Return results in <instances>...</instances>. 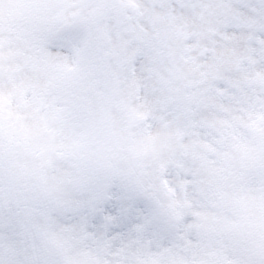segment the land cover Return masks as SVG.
I'll list each match as a JSON object with an SVG mask.
<instances>
[{"label": "snow or ice", "instance_id": "6c2138e0", "mask_svg": "<svg viewBox=\"0 0 264 264\" xmlns=\"http://www.w3.org/2000/svg\"><path fill=\"white\" fill-rule=\"evenodd\" d=\"M0 264H264V0H0Z\"/></svg>", "mask_w": 264, "mask_h": 264}]
</instances>
